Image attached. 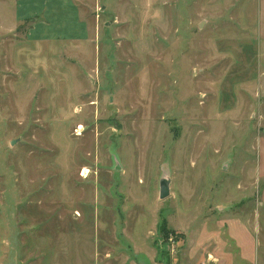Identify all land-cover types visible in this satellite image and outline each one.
<instances>
[{
	"label": "rangeland",
	"instance_id": "obj_1",
	"mask_svg": "<svg viewBox=\"0 0 264 264\" xmlns=\"http://www.w3.org/2000/svg\"><path fill=\"white\" fill-rule=\"evenodd\" d=\"M86 6L83 44L0 29V264H264L257 1Z\"/></svg>",
	"mask_w": 264,
	"mask_h": 264
},
{
	"label": "crops",
	"instance_id": "obj_2",
	"mask_svg": "<svg viewBox=\"0 0 264 264\" xmlns=\"http://www.w3.org/2000/svg\"><path fill=\"white\" fill-rule=\"evenodd\" d=\"M256 1V34L264 42V0ZM87 3L90 0H0V29L12 31L29 21L24 36L34 46L54 42L83 44L90 41Z\"/></svg>",
	"mask_w": 264,
	"mask_h": 264
},
{
	"label": "water",
	"instance_id": "obj_3",
	"mask_svg": "<svg viewBox=\"0 0 264 264\" xmlns=\"http://www.w3.org/2000/svg\"><path fill=\"white\" fill-rule=\"evenodd\" d=\"M169 193V180L167 178H161L159 181V198L164 199L169 196Z\"/></svg>",
	"mask_w": 264,
	"mask_h": 264
},
{
	"label": "bare ground",
	"instance_id": "obj_4",
	"mask_svg": "<svg viewBox=\"0 0 264 264\" xmlns=\"http://www.w3.org/2000/svg\"><path fill=\"white\" fill-rule=\"evenodd\" d=\"M80 127H81V126H80ZM87 171H88V170H87V169H85L83 172L85 173V172H87ZM84 173H83V174H84ZM84 175H85V174H84Z\"/></svg>",
	"mask_w": 264,
	"mask_h": 264
}]
</instances>
